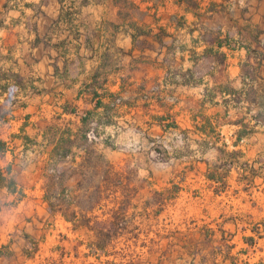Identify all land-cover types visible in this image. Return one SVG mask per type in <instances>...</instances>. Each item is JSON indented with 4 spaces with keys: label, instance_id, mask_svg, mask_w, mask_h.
I'll return each mask as SVG.
<instances>
[{
    "label": "crops",
    "instance_id": "0c3cea01",
    "mask_svg": "<svg viewBox=\"0 0 264 264\" xmlns=\"http://www.w3.org/2000/svg\"><path fill=\"white\" fill-rule=\"evenodd\" d=\"M128 152L190 208L160 225L165 205L147 202L136 216L152 223L118 257L74 202L92 155ZM234 250L264 264V0H0V264H233Z\"/></svg>",
    "mask_w": 264,
    "mask_h": 264
},
{
    "label": "rangeland",
    "instance_id": "374dc122",
    "mask_svg": "<svg viewBox=\"0 0 264 264\" xmlns=\"http://www.w3.org/2000/svg\"><path fill=\"white\" fill-rule=\"evenodd\" d=\"M162 156H155L154 160L162 159ZM135 159L133 152H128L126 156L116 155L111 159V163L104 155L94 154L89 161L88 171L80 184V192L77 195V199L74 204L80 211H92L96 212V216L93 221L90 222V227L94 229L90 233V239L95 240L97 245H105L112 241V245H117V249L114 247L106 248L103 251L107 254L116 255H128L130 251H135V248H120L121 242L131 241L134 238L135 226L137 224L148 225L152 222H139L140 217L136 214L140 209L143 210L145 204L149 207V211H155L160 208L159 203L164 204L165 214L161 215L158 224L163 225L170 218V222L173 225L183 226L186 223L187 217L183 215L184 209H189V203L183 198L175 200V196L180 189L177 184H151L148 180L151 173L147 168L137 169L134 166L131 167L132 160ZM141 159L138 157V160ZM146 159V156H144ZM178 172L176 173V176ZM181 196V194H180ZM181 198V197H180ZM122 206V207H121ZM191 206V205H190ZM123 211V216H119L118 213ZM168 215V217L166 216ZM86 216L80 218V225H86ZM161 219V220H160ZM126 228L127 232H120L119 229ZM109 233V237H104V234ZM116 233V235H114ZM102 234V236H101ZM122 234V235H121ZM80 235L87 238V233L83 232ZM113 235L115 236L113 238ZM159 236L164 234L159 233ZM165 238V237H164ZM180 237V235L178 236ZM224 240V239H223ZM226 240H230L226 237ZM253 246V242L250 243ZM226 247H229L225 244ZM230 252V249L224 248L223 251ZM222 251V249H220ZM247 251V250H246ZM102 250L97 253L102 255ZM248 253V252H247ZM250 253V252H249ZM240 252L234 250L232 254L231 262L233 264H246L247 261H239ZM120 257V255L118 256ZM122 257V256H121Z\"/></svg>",
    "mask_w": 264,
    "mask_h": 264
},
{
    "label": "trees",
    "instance_id": "16d2710c",
    "mask_svg": "<svg viewBox=\"0 0 264 264\" xmlns=\"http://www.w3.org/2000/svg\"><path fill=\"white\" fill-rule=\"evenodd\" d=\"M122 207V206H121ZM101 236H102V234H101ZM104 237H109L110 236V234L109 233H107V234H104L103 235Z\"/></svg>",
    "mask_w": 264,
    "mask_h": 264
}]
</instances>
